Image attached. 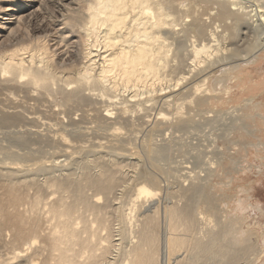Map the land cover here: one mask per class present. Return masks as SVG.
Wrapping results in <instances>:
<instances>
[{"label":"bare ground","instance_id":"obj_1","mask_svg":"<svg viewBox=\"0 0 264 264\" xmlns=\"http://www.w3.org/2000/svg\"><path fill=\"white\" fill-rule=\"evenodd\" d=\"M262 63L264 0H0V264H264L254 188L212 193Z\"/></svg>","mask_w":264,"mask_h":264},{"label":"rangeland","instance_id":"obj_2","mask_svg":"<svg viewBox=\"0 0 264 264\" xmlns=\"http://www.w3.org/2000/svg\"><path fill=\"white\" fill-rule=\"evenodd\" d=\"M246 73H247L248 80H252L251 82H248L247 85L253 86L254 85L253 83L256 80L261 79L260 75L264 76V63H262L261 65L253 66L251 70L246 71ZM261 99L264 101L263 94H262ZM253 126H254V123H251L249 128L254 129ZM257 127L260 128V131L257 132L258 134L257 133L253 134L255 138L250 136L248 138H243L242 140L244 142H248V141L250 142L259 141L260 142L261 141L262 143H264V125H257ZM259 133L261 135H259ZM207 135H209V133ZM196 138L199 139V136L197 135ZM232 139L238 141L239 137L238 135H236V136H233ZM192 142L198 143V140H195ZM223 146L226 147L227 145H223ZM260 148H261L260 150L258 149L259 151L257 149H253L252 153L249 156L244 153H241L240 155L239 154L240 152L238 153L235 152L236 150H229L232 152L231 153L226 149L223 152L227 156H229L230 154V158L235 159L236 162L239 160V162H237L239 164L248 159L249 161L248 165H250L249 166L250 169H248L249 171L247 170L246 172L236 173L232 170V168L231 169L228 168L229 167L228 164H225L226 167L228 168L227 170L219 167L217 168L218 170L214 173V177L212 181L214 183L215 189L212 190L213 191L212 193L217 194V195L215 194L218 200L217 202L221 204L220 206L221 208H223V211L224 210L228 211L227 206L232 207L234 205L233 200L234 198L236 199L237 196H239L238 193L241 189L254 188V192H253L254 194H251L250 196L253 199L250 202H252L254 205L257 204L258 202L259 204H262V205L264 204V145H261ZM200 149L202 150L203 148L201 147ZM195 153L196 151H190V152L188 151L187 155H184L183 158H180L178 155V158L176 160L180 161L181 159H184L185 162L188 160L187 163H185V165H190L192 167V170L198 171L199 169L196 166L201 162V159L200 158L198 159V157L195 156ZM176 156L177 154L175 155V158ZM242 157H245V159ZM192 170H190V168L186 169V171H192ZM201 208H204V207L201 206ZM223 214H229V212H226V213L224 212ZM246 217L247 219H245V223L242 226L243 230H249V229L253 230L257 233V235L264 232V213L253 210L251 211V213L246 215ZM256 230H258L259 233ZM254 240L256 241L255 237H254Z\"/></svg>","mask_w":264,"mask_h":264}]
</instances>
